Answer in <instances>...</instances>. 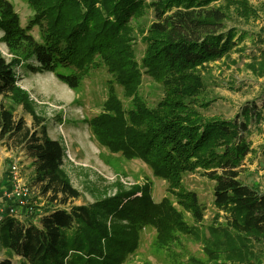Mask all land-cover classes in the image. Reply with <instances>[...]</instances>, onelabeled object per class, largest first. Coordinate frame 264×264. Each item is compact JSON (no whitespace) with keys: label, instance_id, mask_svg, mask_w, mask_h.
<instances>
[{"label":"trees","instance_id":"obj_1","mask_svg":"<svg viewBox=\"0 0 264 264\" xmlns=\"http://www.w3.org/2000/svg\"><path fill=\"white\" fill-rule=\"evenodd\" d=\"M27 1L41 40L28 32L30 26H20L9 0H0V28L13 53L7 59L0 51V140L31 158V185L38 187L48 204L62 207L49 208L37 222L32 217L2 215L5 246L12 256L1 258L0 264H122L138 246L139 228L145 224L156 225L161 245L172 241L173 231L197 236L207 260L188 256L187 264H261L264 192L239 176L250 151L245 137L248 125L261 113L254 102L231 119L206 118L197 108L210 103L197 97L204 63L229 54L242 40L241 33L235 40V27L226 25L231 8L244 20L256 18L258 8L249 0L220 4H211L215 0ZM143 6L152 9L155 20L142 37L146 46L138 63L129 19ZM31 56L36 61L33 66L41 71L73 69V73H57L71 87L95 59L102 62L132 104L124 108L110 85L103 111L91 119L98 140L110 150L141 158L154 175L168 180L171 189L180 187L182 172L202 169L214 181L213 202L227 214L225 224L199 235L168 198L155 202L147 187L119 189L92 203L66 207L80 191L61 170L64 148L47 135L42 117L17 85L16 67ZM253 56L250 69L264 75V57L255 66ZM142 73L163 88L152 107L136 92ZM16 104L31 114V126L14 114ZM178 194L199 220L195 195ZM122 220L126 225L120 227ZM13 255L20 260L14 263Z\"/></svg>","mask_w":264,"mask_h":264},{"label":"rangeland","instance_id":"obj_2","mask_svg":"<svg viewBox=\"0 0 264 264\" xmlns=\"http://www.w3.org/2000/svg\"><path fill=\"white\" fill-rule=\"evenodd\" d=\"M9 1L20 26H30L28 32L41 40L39 26L32 25L33 9L29 2ZM224 2L215 0L211 4ZM249 3L258 8L256 18L244 20L231 8L230 18L226 21L227 27L236 29L234 39L237 40L241 33L242 40L236 43L229 54L207 61L201 68L203 84L197 94L198 101L210 103L208 106L197 105V108L206 118L231 119L240 114L244 105L255 103L261 116L253 117L248 125L249 132L245 137L250 142V151L242 160L239 176L245 183L264 192V75L253 72L249 67L253 55L255 66L264 57V0H249ZM154 20L152 9L144 6L130 16L129 34L138 63L146 46L142 37ZM0 51L7 59L13 56L1 28ZM35 62L31 56L16 67L17 85L26 92L35 113L42 117L47 135L58 139L64 148L61 170L71 185L80 191V196L69 199L66 207L92 203L105 196H112L119 189L140 190L147 187L155 202L168 198L185 223L199 235L212 227L225 224L227 214L213 202L214 181L202 169L182 172L180 187L171 189L168 180L154 175L150 166L141 158L127 157L119 151L110 150L98 140L91 119L103 111L110 85L114 86L124 108L128 109L132 104L131 96L124 93L123 86L114 80L102 62L95 59L86 73L79 77L75 87L69 86L57 75L73 73V69L57 67L55 70L41 71L33 66ZM136 92L152 107L161 99L163 88L157 80L142 73ZM13 111L16 116L23 117L28 126L32 125V116L24 110L22 104L14 105ZM11 162L17 164L22 180L31 187L32 214L25 215L22 210V214L16 218L23 220L32 217L37 222L39 216L49 208L62 207L48 204L39 194L38 187L31 185L34 174L31 158L19 149L7 147L4 140H0V211L4 210L7 203L2 193L8 187V168ZM180 191L195 195L201 211L199 220L182 204L183 199L178 194ZM136 195H140V191ZM0 213L4 215V212ZM124 225L126 222L122 220L119 226ZM173 235L170 243L161 245L156 225H143L138 232V246L126 256L122 264H187L188 256L207 260L197 236L181 232L175 234L174 231ZM5 240L6 232L0 225V259L10 255ZM260 260L264 264V257ZM18 261V258L13 260L14 263Z\"/></svg>","mask_w":264,"mask_h":264},{"label":"built area","instance_id":"obj_3","mask_svg":"<svg viewBox=\"0 0 264 264\" xmlns=\"http://www.w3.org/2000/svg\"><path fill=\"white\" fill-rule=\"evenodd\" d=\"M8 187L3 191L7 203L4 205L3 214L17 216L25 212V215L32 214L30 205L31 187L24 182L20 176L19 168L15 162H11L8 168ZM2 213H0L1 218Z\"/></svg>","mask_w":264,"mask_h":264},{"label":"crops","instance_id":"obj_4","mask_svg":"<svg viewBox=\"0 0 264 264\" xmlns=\"http://www.w3.org/2000/svg\"><path fill=\"white\" fill-rule=\"evenodd\" d=\"M15 258H18L20 260L19 256L13 255L12 260H14Z\"/></svg>","mask_w":264,"mask_h":264}]
</instances>
